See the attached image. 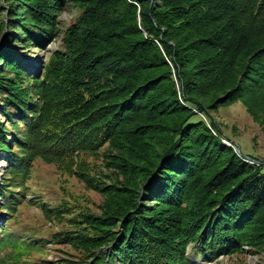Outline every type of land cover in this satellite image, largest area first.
I'll use <instances>...</instances> for the list:
<instances>
[{
	"label": "trees",
	"instance_id": "1",
	"mask_svg": "<svg viewBox=\"0 0 264 264\" xmlns=\"http://www.w3.org/2000/svg\"><path fill=\"white\" fill-rule=\"evenodd\" d=\"M69 1L81 15L39 77L22 48L58 38ZM0 101V264H51L29 260L49 243L76 264L264 253V163L206 118L241 101L264 130V0H0ZM37 160L103 195L100 212L40 203L66 229L10 233Z\"/></svg>",
	"mask_w": 264,
	"mask_h": 264
},
{
	"label": "rangeland",
	"instance_id": "2",
	"mask_svg": "<svg viewBox=\"0 0 264 264\" xmlns=\"http://www.w3.org/2000/svg\"><path fill=\"white\" fill-rule=\"evenodd\" d=\"M80 15L81 9L75 2L69 1L65 11L59 17V27L62 33H59L58 38L46 47H34L29 50L22 48V50L29 53L24 61L33 73H38L39 77L42 76L43 66L49 62L52 53L63 47L64 32L78 20ZM4 16L8 18L6 12ZM206 118L209 120V122L207 121L209 128L213 129L214 133L219 132L216 130L219 128L218 130L221 132L218 134L223 137L225 144L232 148L236 145L242 151V154L252 156L264 163V130L253 121L243 102L236 101L233 104L220 107L211 113L210 117L206 115ZM210 118L215 121L217 128L211 123ZM95 158L82 156L81 159L91 163V167L99 169L101 161ZM98 158L101 159L100 156ZM257 165H261V163ZM73 169H76V165ZM98 169H95L93 173H98L96 172ZM27 187L26 196L30 202H24L18 212L13 215L14 219L10 218L11 221L7 224L10 233L26 238L36 239L42 237L48 239L53 231L59 232L68 226L67 221H47L46 215L40 208V203L58 206L63 200L66 202L72 201L75 204L79 203L87 206L98 213L100 212L99 206L104 202L103 195L88 188L75 174H71L67 169L60 170L57 165L48 164L42 160L36 161L32 175L27 182ZM31 202H35V204H31ZM3 203L0 200V221L4 220L6 222L9 219L5 217L6 211L2 210ZM244 248L245 253L243 254L220 257L217 262L208 264H264L263 252L254 254L249 251L248 247ZM30 255L29 260L32 263L44 259L51 262V264H76L79 259H77L76 250L68 244L58 246L49 243L44 251H34Z\"/></svg>",
	"mask_w": 264,
	"mask_h": 264
},
{
	"label": "water",
	"instance_id": "3",
	"mask_svg": "<svg viewBox=\"0 0 264 264\" xmlns=\"http://www.w3.org/2000/svg\"><path fill=\"white\" fill-rule=\"evenodd\" d=\"M233 148H234V150H235V153H236L239 157H242V152H241V150L238 148V146L235 145ZM254 163H255V164H260V163L257 162V161H254ZM191 258H192L193 260H195L194 255H192ZM198 264H205V262H203V261L200 262V261H199Z\"/></svg>",
	"mask_w": 264,
	"mask_h": 264
}]
</instances>
